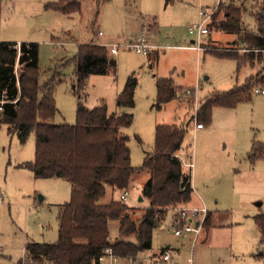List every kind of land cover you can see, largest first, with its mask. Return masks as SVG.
Segmentation results:
<instances>
[{"label": "rangeland", "instance_id": "obj_1", "mask_svg": "<svg viewBox=\"0 0 264 264\" xmlns=\"http://www.w3.org/2000/svg\"><path fill=\"white\" fill-rule=\"evenodd\" d=\"M58 1L0 0V41H18L17 47L21 42L38 43L41 70H50L58 80L54 84L58 109L54 122L73 124L77 120L73 57L78 46L103 41L101 38L126 43L143 32L153 47L146 54L119 47L112 54L115 64L106 74L86 78L80 99L88 108L100 106L105 116L132 113L131 124L120 131L128 137L134 167L141 166L143 157L152 152L157 125L186 127L178 155L184 172L193 178V194L191 205H185L196 206L201 198L205 208L214 213L209 226L202 224L194 241L193 234L174 236L171 221L175 210H170L153 230L151 249L157 252L169 245L179 264H264V243L254 222L255 215L264 213V159L252 162L248 158L252 141H264V94H255L252 89L248 100L233 107L216 106L210 122L194 129L199 102L210 92L226 91L247 80L264 88V81L259 82L264 51L260 62L252 60L251 64L257 53L245 50L237 35L215 29L200 35L188 29L202 21L200 10L217 13L216 20H220L223 9L219 10L218 4L232 3L241 7L245 28L255 32L254 14L260 0H79V10L70 14L48 7ZM193 44L201 50L186 48ZM217 53L238 55L240 67L236 68L235 60L213 55ZM129 75L136 78L130 107L116 101ZM47 76L49 73H42L41 80ZM157 77H171L177 86L176 97L160 107L156 106ZM34 141L33 131L20 143L0 124L1 264H18L26 241L54 242L58 212L71 197L67 180L35 178L30 170L18 166L33 159ZM189 162L191 168L185 165ZM147 177L142 171L134 174L125 200L133 207L135 218L148 204L146 199L138 200ZM121 192L106 186L100 202L118 199ZM108 230L110 241H115L118 222L110 220ZM102 263L108 264L109 258Z\"/></svg>", "mask_w": 264, "mask_h": 264}, {"label": "trees", "instance_id": "obj_2", "mask_svg": "<svg viewBox=\"0 0 264 264\" xmlns=\"http://www.w3.org/2000/svg\"><path fill=\"white\" fill-rule=\"evenodd\" d=\"M79 5V0H59L48 7L70 14L79 10ZM218 7L223 9L222 18L216 20L217 13L212 14L206 29L237 35L245 50L252 55L257 53L251 56L250 63L252 60L260 62V53L264 51V0H260L254 14L255 32L243 25L240 6L219 3ZM98 43L91 40L79 45L73 57L77 120L69 124L54 122L58 113L54 84L58 80L50 70H41L38 43L21 42L17 47V42L0 41V124L20 143L27 140L31 131L35 136L33 159L18 166L30 170L35 178L64 179L71 186L70 200L61 205L57 215V239L54 242L26 241L18 264H103L99 257L107 248L120 261L135 259L152 248L153 230L162 224L168 212L191 199V176L184 172L183 162L177 157L185 126L157 125L152 152L143 157L141 166L134 167L130 163L128 137L120 131L131 124L132 113L114 112L105 116L100 106L88 108L81 101L86 78L106 74L113 59L109 49ZM213 55L235 60L236 68L240 67L236 54ZM261 62L264 63V59ZM42 73H49L46 80H41ZM261 73L259 82L264 81V71ZM135 85L136 78L129 75L117 97L118 105H133ZM254 87V82L247 80L226 91L210 92L199 102L194 119L203 126L210 122L214 107H233L248 100ZM176 95L177 86L171 77H157V107ZM248 158L252 162L264 159V141H252ZM140 171L148 175L140 192L148 204L141 208V215L133 217V207L119 196L108 203L100 202L106 186L113 192L128 191L132 177ZM110 220L118 222V238L113 242L109 239ZM209 220L207 213L203 221L205 228ZM254 222L260 242L264 243V213L255 215ZM129 236L134 239H126Z\"/></svg>", "mask_w": 264, "mask_h": 264}, {"label": "built area", "instance_id": "obj_3", "mask_svg": "<svg viewBox=\"0 0 264 264\" xmlns=\"http://www.w3.org/2000/svg\"><path fill=\"white\" fill-rule=\"evenodd\" d=\"M200 15L203 17L202 21L198 24H193L189 26V33L198 32V34L203 35L208 33L206 29V24L211 18L212 12L200 10ZM99 34L101 32L99 31ZM101 46H104L109 49L111 54H116L118 48H132L137 53L146 54L153 45H149L145 38V33L140 32L139 36L135 41H129L126 43H111V42H99ZM194 49L200 48V46L193 47ZM186 93H190L189 89L185 90ZM253 92L255 94H264V88L254 87ZM196 128H201L202 124L196 122ZM180 158V155H177ZM181 159V158H180ZM183 162V161H182ZM184 164V163H183ZM186 166L189 168L192 167V162L186 163ZM128 195V191H122L119 194V199L125 201ZM1 200V196H0ZM175 214L172 218L171 228L174 236L185 237L188 234H193L194 241L201 232L202 224L205 216L208 213V210L204 205L201 206H186L180 205L174 208ZM106 258H109L108 264H179L173 259L171 250L169 247L165 250H160L153 253H143L135 259H128L126 261H120L116 256L112 254L110 248L105 250V254L99 257V261L102 263Z\"/></svg>", "mask_w": 264, "mask_h": 264}, {"label": "crops", "instance_id": "obj_4", "mask_svg": "<svg viewBox=\"0 0 264 264\" xmlns=\"http://www.w3.org/2000/svg\"><path fill=\"white\" fill-rule=\"evenodd\" d=\"M207 34V33H206ZM99 35H101V34H99ZM234 35V34H233ZM101 37H102V35H101ZM101 40H103V41H98V42H110V41H107V40H104L103 38H101ZM18 42V41H17ZM192 42H194V41H192ZM195 46H197V44H193V45H191V46H187L186 48H190V49H194L193 47H195ZM194 50H201L200 48H198V49H194ZM206 54V53H205ZM195 125H196V123H195ZM194 125V129H197V130H200L201 128H196V126ZM183 167H184V165H183ZM183 170H184V168H183ZM185 171V170H184ZM186 173V172H185ZM196 181V176H195V173H194V182ZM191 185H192V188H193V178H192V176H191ZM192 194H193V192H192ZM191 198H192V195H191ZM200 198V197H199ZM189 204L191 203V200L188 202ZM191 205V204H190ZM201 205H205V201H204V199H199L198 200V202H197V204H196V206H201ZM214 210H209L208 211V213H209V215H210V219H211V217H212V213H214L213 212ZM217 212V211H216ZM210 221V220H209ZM167 246H169V245H167ZM160 251V250H159ZM148 252H154L152 249H150ZM158 252V251H157ZM155 253V252H154Z\"/></svg>", "mask_w": 264, "mask_h": 264}, {"label": "water", "instance_id": "obj_5", "mask_svg": "<svg viewBox=\"0 0 264 264\" xmlns=\"http://www.w3.org/2000/svg\"><path fill=\"white\" fill-rule=\"evenodd\" d=\"M110 64H115L114 59H111V60H110ZM142 199H143L142 196H139V199H138V200H139V201H142ZM168 247H169V246H166L165 248H168Z\"/></svg>", "mask_w": 264, "mask_h": 264}]
</instances>
